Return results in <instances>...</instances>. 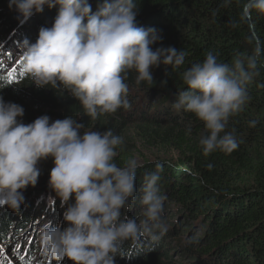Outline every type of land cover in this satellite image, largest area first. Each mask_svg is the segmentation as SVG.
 <instances>
[{"label":"clouds","instance_id":"9594fccd","mask_svg":"<svg viewBox=\"0 0 264 264\" xmlns=\"http://www.w3.org/2000/svg\"><path fill=\"white\" fill-rule=\"evenodd\" d=\"M232 3L223 0L225 7ZM8 6L21 23L45 7H58L52 26L42 27L35 43L22 44L21 70L36 88L51 86L78 100L92 120L130 107L126 83L130 72H135L137 85L152 83V69L160 65L174 69L185 62L183 50H154L162 36L155 28L138 26L136 0H102L95 11L89 0H9ZM252 14L264 18V0H244L241 18L246 21ZM11 38L0 42V59L15 54L5 49ZM262 57L264 43L257 40L251 53H239L231 63L209 52L203 62L182 73L186 87L178 91L172 108L203 122L204 133L198 139L203 155L231 154L238 148L236 135L227 130L229 120L249 101L248 85L259 74ZM9 75L5 70L0 73ZM24 114L21 105L0 96V204L19 210L24 191L38 182L40 162L53 160L48 184L61 207L68 205L63 213L67 227L44 225L42 255L59 262L67 258L73 264H115L127 241H139L145 234L157 239V230L161 235L167 231L166 196L159 187L161 164L144 174L137 197V161L128 159L123 166L115 162L123 137L111 129H85L72 116L52 121L42 115L25 124ZM186 131L191 134L190 127ZM137 198L142 219L124 216L123 210Z\"/></svg>","mask_w":264,"mask_h":264},{"label":"trees","instance_id":"16d2710c","mask_svg":"<svg viewBox=\"0 0 264 264\" xmlns=\"http://www.w3.org/2000/svg\"><path fill=\"white\" fill-rule=\"evenodd\" d=\"M89 2L95 11L102 0ZM243 2L233 0L225 7L223 0H136L138 26L155 28L162 36L161 42L153 46L154 50L158 47L183 50L185 62L174 69L164 65L152 69V83L137 85L135 72H130L126 81L130 107L95 120L88 117L79 101L68 93L51 89V86L36 88L21 68L17 75L0 76V96L5 102L24 108L25 124L42 115L52 121L72 116L85 129L100 132L111 129L123 137L124 143L117 149L115 161L119 166L130 159V135L145 148L177 153L176 160L139 165L137 197L141 194L144 174L156 171V164H161V194L174 201L176 212L193 223V227L201 222L200 239L187 238L184 244L175 247L182 252L199 242L206 257L203 264H264V57L258 62L259 74L248 85L249 101L229 120L227 130L234 132L239 144L231 154L217 151L203 155L198 143L204 133L203 122L190 113H178L172 108L178 91L186 87L182 73L192 64L203 62L207 53L212 52L221 62L231 63L235 55L251 53L254 41L264 43V18L252 14L243 20ZM8 5L9 0H0V42L12 35L5 49L23 59L24 41L35 43L40 29L54 23L58 7H45L43 13L21 23L18 13ZM189 127L190 135L186 131ZM38 167L41 175L35 187L29 186L24 191L25 202L20 209L8 207L0 212V240L9 239L15 225L19 232L28 228L39 217L38 206H54L52 209L56 212L66 210L68 205L61 207L48 184L53 160L41 161ZM48 200V204L42 203ZM137 203L138 198L132 205L137 206ZM155 235L157 239L142 235L139 241H127L123 257H116L115 264H173L169 249L171 239L179 238L176 234L165 237V232L161 235L158 230ZM42 257L40 253L32 261ZM65 264L73 262L66 258Z\"/></svg>","mask_w":264,"mask_h":264},{"label":"rangeland","instance_id":"374dc122","mask_svg":"<svg viewBox=\"0 0 264 264\" xmlns=\"http://www.w3.org/2000/svg\"><path fill=\"white\" fill-rule=\"evenodd\" d=\"M8 45V44H7ZM1 48V47H0ZM3 53V48L0 49V55ZM15 57H17L15 59ZM14 58V60H12ZM2 73L5 70L10 72V75H13L19 71L22 66V59L19 58V54H12L8 59H0ZM129 137V150L131 152L129 158L135 159L138 165L144 164L145 162L150 161H170L177 159V153L170 150H159V149H148L145 148L141 143L134 140V137L130 135ZM29 198V197H26ZM137 202V200H136ZM45 204L49 203L48 201L42 202ZM40 203V204H42ZM65 207V206H64ZM176 205L174 201L166 200L164 201V212L163 219L167 225V231L165 232V237L171 234H176V237L179 239L177 241H172L170 246L171 262L173 264H203V261L206 260V257L202 253V245L195 243L193 246H187L182 252L179 248L175 246L178 244H184L187 238L192 240L200 239L201 235V222H197L195 227L193 223L187 222L179 213L176 212ZM8 206L6 204H0V212L5 211ZM38 219L33 221L28 228L23 229L21 232L17 230L15 225L9 232V239L0 240V264H25V261H29L26 264H43L47 260L46 256L43 255L39 261H30L33 258L38 257V254L42 253L43 243L41 241L42 229L45 224L50 223L53 228L57 225H63L67 227L66 222L63 218V209H59L56 212L54 206L47 205L45 207L38 206ZM25 210V208H24ZM49 211V214L47 213ZM141 206L137 203V206L131 205L130 207L123 210L124 216L136 217L138 220L142 217H137L140 215ZM42 213V214H40ZM190 231V232H189ZM194 231V232H193ZM193 233V235H192ZM151 234H145L144 237H150ZM143 237V239H144ZM175 238V236H173ZM199 241V240H198ZM177 245V246H178ZM189 247V248H188ZM50 257L51 261L54 264H65L66 258L64 261L59 262L57 259Z\"/></svg>","mask_w":264,"mask_h":264},{"label":"bare ground","instance_id":"6f19581e","mask_svg":"<svg viewBox=\"0 0 264 264\" xmlns=\"http://www.w3.org/2000/svg\"><path fill=\"white\" fill-rule=\"evenodd\" d=\"M16 59V58H15Z\"/></svg>","mask_w":264,"mask_h":264}]
</instances>
